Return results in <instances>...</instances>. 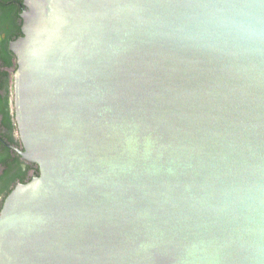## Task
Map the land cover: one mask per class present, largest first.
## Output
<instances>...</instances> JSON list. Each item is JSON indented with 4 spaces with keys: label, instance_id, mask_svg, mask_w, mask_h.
I'll return each instance as SVG.
<instances>
[{
    "label": "water",
    "instance_id": "obj_1",
    "mask_svg": "<svg viewBox=\"0 0 264 264\" xmlns=\"http://www.w3.org/2000/svg\"><path fill=\"white\" fill-rule=\"evenodd\" d=\"M24 7L0 264H264V0Z\"/></svg>",
    "mask_w": 264,
    "mask_h": 264
},
{
    "label": "flooded vegetation",
    "instance_id": "obj_2",
    "mask_svg": "<svg viewBox=\"0 0 264 264\" xmlns=\"http://www.w3.org/2000/svg\"><path fill=\"white\" fill-rule=\"evenodd\" d=\"M25 10L24 0H0V211L18 185L39 175V167L22 158L14 112L16 57L11 44L22 34Z\"/></svg>",
    "mask_w": 264,
    "mask_h": 264
},
{
    "label": "trees",
    "instance_id": "obj_3",
    "mask_svg": "<svg viewBox=\"0 0 264 264\" xmlns=\"http://www.w3.org/2000/svg\"><path fill=\"white\" fill-rule=\"evenodd\" d=\"M22 35V34H21ZM16 68H17V65H16V67H15V70H16Z\"/></svg>",
    "mask_w": 264,
    "mask_h": 264
}]
</instances>
